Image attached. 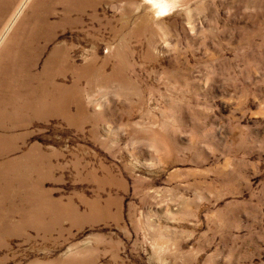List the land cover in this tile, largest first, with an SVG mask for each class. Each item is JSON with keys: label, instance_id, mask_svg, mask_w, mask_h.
<instances>
[{"label": "rangeland", "instance_id": "rangeland-1", "mask_svg": "<svg viewBox=\"0 0 264 264\" xmlns=\"http://www.w3.org/2000/svg\"><path fill=\"white\" fill-rule=\"evenodd\" d=\"M0 264H264V0H0Z\"/></svg>", "mask_w": 264, "mask_h": 264}]
</instances>
